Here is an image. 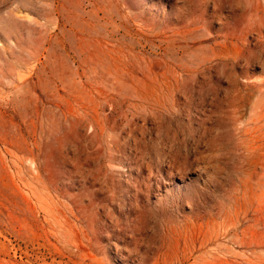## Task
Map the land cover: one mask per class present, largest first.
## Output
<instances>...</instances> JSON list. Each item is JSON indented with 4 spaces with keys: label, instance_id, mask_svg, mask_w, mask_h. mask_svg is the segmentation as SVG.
I'll list each match as a JSON object with an SVG mask.
<instances>
[{
    "label": "rangeland",
    "instance_id": "rangeland-1",
    "mask_svg": "<svg viewBox=\"0 0 264 264\" xmlns=\"http://www.w3.org/2000/svg\"><path fill=\"white\" fill-rule=\"evenodd\" d=\"M0 264H264V0H0Z\"/></svg>",
    "mask_w": 264,
    "mask_h": 264
}]
</instances>
